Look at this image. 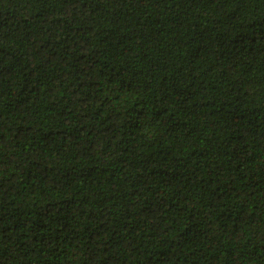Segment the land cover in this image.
I'll use <instances>...</instances> for the list:
<instances>
[{"label":"trees","instance_id":"16d2710c","mask_svg":"<svg viewBox=\"0 0 264 264\" xmlns=\"http://www.w3.org/2000/svg\"><path fill=\"white\" fill-rule=\"evenodd\" d=\"M0 264H264V0H0Z\"/></svg>","mask_w":264,"mask_h":264}]
</instances>
